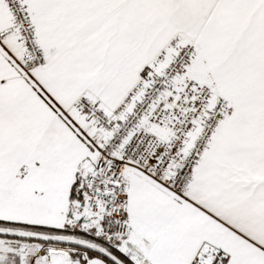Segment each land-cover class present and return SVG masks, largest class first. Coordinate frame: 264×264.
Instances as JSON below:
<instances>
[{
  "label": "snow or ice",
  "instance_id": "1",
  "mask_svg": "<svg viewBox=\"0 0 264 264\" xmlns=\"http://www.w3.org/2000/svg\"><path fill=\"white\" fill-rule=\"evenodd\" d=\"M0 264H264V0H0Z\"/></svg>",
  "mask_w": 264,
  "mask_h": 264
}]
</instances>
